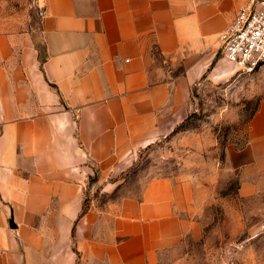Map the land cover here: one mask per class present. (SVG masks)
Here are the masks:
<instances>
[{"label": "crops", "instance_id": "crops-1", "mask_svg": "<svg viewBox=\"0 0 264 264\" xmlns=\"http://www.w3.org/2000/svg\"><path fill=\"white\" fill-rule=\"evenodd\" d=\"M248 1L36 0L34 25L0 34V264H160L186 231L190 180L153 177L103 203L86 192L116 190L136 150L190 113L203 80H248L258 94L245 143L225 150L240 192L252 191L264 64L236 73L218 40Z\"/></svg>", "mask_w": 264, "mask_h": 264}, {"label": "rangeland", "instance_id": "rangeland-1", "mask_svg": "<svg viewBox=\"0 0 264 264\" xmlns=\"http://www.w3.org/2000/svg\"><path fill=\"white\" fill-rule=\"evenodd\" d=\"M38 11L36 0H0V34L29 29ZM233 67L236 73H252ZM192 102L174 131L136 150L116 190L88 189L86 196L103 203L137 194L153 177L190 180L194 200L186 231L161 255L160 264H264V172L246 178L253 189L240 192L242 176L225 162L226 147L246 141L258 94L248 80L236 86L203 80L193 86Z\"/></svg>", "mask_w": 264, "mask_h": 264}, {"label": "built area", "instance_id": "built-area-1", "mask_svg": "<svg viewBox=\"0 0 264 264\" xmlns=\"http://www.w3.org/2000/svg\"><path fill=\"white\" fill-rule=\"evenodd\" d=\"M39 16L44 14L42 9ZM221 54L238 70L253 72L264 64V0H249L219 34Z\"/></svg>", "mask_w": 264, "mask_h": 264}, {"label": "trees", "instance_id": "trees-1", "mask_svg": "<svg viewBox=\"0 0 264 264\" xmlns=\"http://www.w3.org/2000/svg\"><path fill=\"white\" fill-rule=\"evenodd\" d=\"M218 57V54H216V58ZM213 63H214V60L212 61V63H211V65H213ZM177 128V126L174 128V130ZM173 130V131H174ZM96 179V176L94 175V176H92V177H90V181H94Z\"/></svg>", "mask_w": 264, "mask_h": 264}]
</instances>
